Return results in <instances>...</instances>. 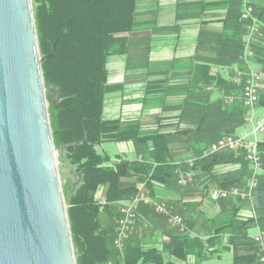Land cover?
<instances>
[{"label":"trees","instance_id":"obj_1","mask_svg":"<svg viewBox=\"0 0 264 264\" xmlns=\"http://www.w3.org/2000/svg\"><path fill=\"white\" fill-rule=\"evenodd\" d=\"M32 4L40 55L44 59L42 72L52 136L60 153L59 170L64 178L62 188L76 263L172 264L164 261L163 252L179 260L192 255L198 262H203L209 259L207 245L216 246L225 236L224 250L232 251L233 264H259L258 246L249 231L258 221L264 230V174L259 176L258 187L253 194L259 216L257 220L239 216L242 207L250 205L249 202L222 199V205L227 207L229 214L210 221L212 238L205 240L189 233L192 227L189 216L184 213L180 216L185 220L186 232L170 236L162 250L145 248L130 236L123 253L119 252L114 245L117 227L115 230L112 226L104 227L101 214L108 213L118 225L120 214L114 210L115 207L137 196L139 185L150 197H155L156 182L182 189L177 183L178 167L171 161L172 144L178 139L184 144L210 147L220 137L235 134L246 125L247 109L243 104L225 107L223 114L227 115L228 123H224L225 132L217 137L208 134L220 122L222 111L214 108L197 110L200 113L197 128L179 134L147 136L135 127L123 129L118 120H104L103 107L110 90L107 61L112 55L127 50L129 42L125 35L132 33L137 25L138 0H32ZM252 50L254 62L264 63V44H253ZM219 83L222 84L221 81ZM224 85L228 86V83ZM49 89L58 90L59 103L53 104L55 94ZM242 90L243 86L236 92L240 94ZM230 93L231 90L227 92ZM259 107L264 110V94ZM126 141L140 146L151 141L153 162L112 157L101 149L105 143ZM72 144L80 145L66 149L63 157L62 148ZM260 151L264 164V143L260 145ZM198 156L196 166L206 173L219 164L241 165L242 175L221 181L220 187L224 190L243 189L252 176L242 152L202 157V151H199ZM68 162L74 168L77 181H74ZM101 190L103 194L99 198ZM165 203L172 207L169 202ZM172 212L178 214L175 210Z\"/></svg>","mask_w":264,"mask_h":264},{"label":"crops","instance_id":"obj_2","mask_svg":"<svg viewBox=\"0 0 264 264\" xmlns=\"http://www.w3.org/2000/svg\"><path fill=\"white\" fill-rule=\"evenodd\" d=\"M248 5L254 8L253 17L260 26L253 40L248 39L247 25L241 21ZM136 20L134 31L125 35L129 42L127 50L107 61L110 90L104 102L103 119L118 120L123 129L135 127L147 136L179 134L197 128L200 120L197 110L214 108L222 111L220 122L208 134L215 137L223 134L228 123L223 109L242 106V92L238 94L236 90L251 73L264 70V63L254 62L252 50L253 44H264V0H138ZM230 98L235 102L228 103ZM263 113L260 109L259 114ZM244 130L245 126L237 132ZM116 144L119 150L112 157L145 159L149 163L154 160L151 141L141 146L133 141ZM208 149L178 139L172 144L171 161L177 170L193 172L195 181L182 189L154 183L155 197L147 195L150 201L142 202L137 208L138 218L130 232L132 239L145 248L162 250L170 236L181 233L166 216L155 212L154 201L169 202L170 210L177 211V215L186 213L192 227L189 233L205 240L212 238L210 221L229 214L222 199L214 193L229 191L220 187L221 181L240 176L243 171L240 164L230 163L216 165L210 173L204 172L196 163L199 151L203 155ZM251 178L240 190H248ZM102 194L103 190L98 197ZM119 209L118 204L114 210L118 213ZM104 213L103 226L115 230L117 221ZM239 216L256 220L259 217L251 204H245ZM249 232L253 238L264 230L258 221ZM225 242L222 236L216 246L207 245L209 259L203 262L192 255L179 260L168 252H163V259L172 264H233V253L224 250Z\"/></svg>","mask_w":264,"mask_h":264},{"label":"water","instance_id":"obj_3","mask_svg":"<svg viewBox=\"0 0 264 264\" xmlns=\"http://www.w3.org/2000/svg\"><path fill=\"white\" fill-rule=\"evenodd\" d=\"M43 60L32 0H0V264H77Z\"/></svg>","mask_w":264,"mask_h":264},{"label":"built area","instance_id":"obj_4","mask_svg":"<svg viewBox=\"0 0 264 264\" xmlns=\"http://www.w3.org/2000/svg\"><path fill=\"white\" fill-rule=\"evenodd\" d=\"M254 8L250 5L246 6L241 14V20L246 22L248 39L253 40L255 35L259 33V24L253 17ZM262 94H264V70L251 73L246 78L243 85V90L240 96L241 103L247 109L244 117L246 130L237 132L231 135H225L211 144L202 157L223 153H244L246 161L252 168V178L249 182L247 191H242L239 188H232L229 191H216L214 195L219 199H233L247 201L254 207V191L258 187V178L264 174V165L260 151V145L264 143V113L259 114V103ZM228 103H234L235 99L230 98ZM193 163H191V167ZM177 183L181 187H186L195 181L193 172L176 171ZM150 198L144 193V187H139V193L131 200L120 203L119 214L120 218L117 225L116 238L114 240L115 247L120 253L126 246V242L130 237V232L137 221V208L142 202H149ZM155 212L158 215L167 217L168 222L181 229V232H186L184 219L177 214H174L167 204L162 202H152ZM105 205V201L102 200ZM254 242L259 250V264H264V232H259L253 237Z\"/></svg>","mask_w":264,"mask_h":264},{"label":"rangeland","instance_id":"obj_5","mask_svg":"<svg viewBox=\"0 0 264 264\" xmlns=\"http://www.w3.org/2000/svg\"><path fill=\"white\" fill-rule=\"evenodd\" d=\"M101 149L104 151V152H107L108 154H110L111 156H114L117 152H118V145L116 143H105ZM59 156H60V153H59ZM60 167V166H59ZM60 171V170H59ZM77 178V176H76ZM74 179V181H77V179ZM60 179H61V184L64 183V178L61 176L60 174ZM105 214V213H104ZM103 213L101 214V217H102Z\"/></svg>","mask_w":264,"mask_h":264}]
</instances>
